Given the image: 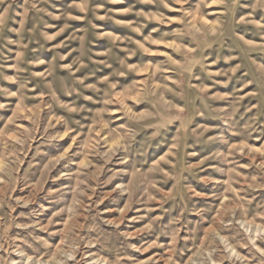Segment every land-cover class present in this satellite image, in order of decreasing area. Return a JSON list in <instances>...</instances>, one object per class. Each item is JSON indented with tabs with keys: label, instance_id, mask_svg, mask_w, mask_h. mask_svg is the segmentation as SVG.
Returning a JSON list of instances; mask_svg holds the SVG:
<instances>
[{
	"label": "rangeland",
	"instance_id": "374dc122",
	"mask_svg": "<svg viewBox=\"0 0 264 264\" xmlns=\"http://www.w3.org/2000/svg\"><path fill=\"white\" fill-rule=\"evenodd\" d=\"M0 264H264V0H0Z\"/></svg>",
	"mask_w": 264,
	"mask_h": 264
}]
</instances>
